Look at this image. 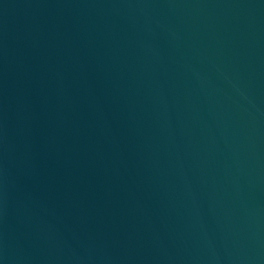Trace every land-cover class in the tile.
<instances>
[{
	"label": "water",
	"instance_id": "95a60500",
	"mask_svg": "<svg viewBox=\"0 0 264 264\" xmlns=\"http://www.w3.org/2000/svg\"><path fill=\"white\" fill-rule=\"evenodd\" d=\"M0 264H264V0H0Z\"/></svg>",
	"mask_w": 264,
	"mask_h": 264
}]
</instances>
